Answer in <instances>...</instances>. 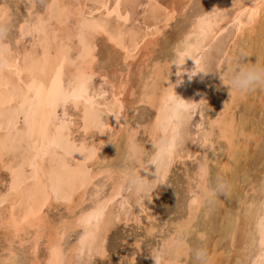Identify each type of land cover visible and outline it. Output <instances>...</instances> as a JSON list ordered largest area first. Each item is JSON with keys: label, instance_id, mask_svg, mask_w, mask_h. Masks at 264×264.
I'll return each instance as SVG.
<instances>
[{"label": "bare ground", "instance_id": "obj_1", "mask_svg": "<svg viewBox=\"0 0 264 264\" xmlns=\"http://www.w3.org/2000/svg\"><path fill=\"white\" fill-rule=\"evenodd\" d=\"M139 1L46 0L37 10L35 0H17L19 18L11 26L16 33L6 35L3 44L8 55L0 63V186L3 187L0 237L4 242L0 246V264H70L72 256L82 255L87 258L86 264H92V260L106 257L108 234L118 224H141L144 238H154L163 228L150 205L170 194L169 177L177 164L185 177L181 185L184 189L181 205L185 212H180L182 215L176 220L167 218L172 228L167 232L163 229L166 234L152 245L149 258L142 264H156L159 260L156 252L182 226L192 229L185 242L189 248L204 244L214 255L216 246L227 240L233 264H253L260 256V226L264 215L255 204L264 181V92L258 90L236 98L226 87L227 101L224 99L215 111L214 105L218 103L220 90L227 86L223 78L227 58L245 49L253 54L245 62L255 63L264 54V3L262 0H198L201 6H197V0H186L179 12L195 2L186 28L175 37L163 59L155 61L150 72L147 71L149 74L142 76V92L138 91L136 101L129 108L133 111L134 104H141L154 112L149 122L140 126L131 123L135 118L130 115L135 113L124 106L126 99L122 96L128 81L121 78L115 83L112 77L115 74H105L97 65L98 40L108 45V50L120 52L125 65L133 62L139 51L145 52L142 54L145 58L154 52L153 38L167 29L177 10L174 7L169 10L168 4L166 10L157 0H147L145 29L141 31L136 21L128 25L129 8L133 9ZM0 9L7 12L0 20V26L5 27L11 23L14 12L8 0H0ZM19 43L28 46L20 52ZM192 46L198 47L197 54L185 57L184 61L177 60L181 49ZM157 66H169L161 85L172 87L174 94L190 106V113L182 129L183 141L168 157L158 177L154 165L146 164L145 169H140V175L152 180V186L146 197H137L109 173L122 167L129 143H139L137 134L143 131L146 142L140 144L151 153L154 151L151 126L172 122L165 107L173 100L162 94L153 97L150 93ZM127 75L131 74L126 71L124 77ZM96 77L110 86L109 97L92 89ZM71 95L78 99L64 103V97ZM233 109L242 110L239 118L236 116L237 122ZM195 112L205 123L200 130L201 138L196 144L191 141L197 146L192 155L188 140H195L191 139L189 127ZM210 130L212 137L208 139L206 133ZM85 152V157L80 154ZM219 154L223 156L221 160ZM192 161L196 166L190 170L186 162ZM205 162L211 176L225 175L233 185L229 195L217 194L220 202L211 212L198 199L201 164ZM254 170L256 175L250 179ZM2 173L6 178L2 179ZM143 200L145 203L137 210L127 209L121 215L112 208L115 203L120 208L125 204L132 208L130 203L139 204ZM60 208L70 219L49 217L51 209L58 212ZM174 208L166 209L169 216L176 212ZM75 230V240L64 249L63 237H70ZM129 243L124 240L122 246ZM25 244L29 246L24 248ZM134 244L141 249L140 241ZM218 249L217 252L221 251ZM38 250L44 251L40 258ZM225 255L228 256L227 252ZM213 257L216 264L224 260V256L222 261ZM184 259L188 264L187 254Z\"/></svg>", "mask_w": 264, "mask_h": 264}, {"label": "rangeland", "instance_id": "obj_2", "mask_svg": "<svg viewBox=\"0 0 264 264\" xmlns=\"http://www.w3.org/2000/svg\"><path fill=\"white\" fill-rule=\"evenodd\" d=\"M44 1H46V0H35V6L37 7V8L36 7L35 8L37 10H39L41 8L42 4L44 3ZM185 1L186 0H180V1L179 0H174V1L173 0H157L158 5L164 7L166 10H168L167 9L168 7H166V5L168 4L167 6H169V10L174 7V10L175 11L177 10V11H176L175 14H173V18L170 21V24L167 27V29L165 28L166 29V30L164 29L165 31L162 30V34L160 36L156 35L153 38L154 40H156L154 42V45L151 46L152 49L154 50V52L152 54H150V55L147 54L148 56L146 55V58L142 57V54H144L145 52L143 50H142L143 52L139 51L140 53L137 55L138 57L136 56V59L133 60V62H129V64H127L128 63L127 62L126 63L127 66H126L125 63L122 62V60L120 58V56H121L120 52L117 53L118 51H116L115 49L108 50L109 49L108 45H106L103 41L101 42V40L97 41V57H98L97 65L99 64V68H102V70L104 71L105 74H109V75L115 74V75H112L115 83H118L121 80V78H122L123 82L125 81L127 83V81H128L129 85L125 84V86L126 85L127 86L125 87V89L123 91L122 98L124 97L123 100L126 99V101L124 100L125 108L127 110H130L131 113L132 112L135 113L133 115H130V117L135 118L134 120L133 119L130 120L131 123H136V124L139 123L140 126L142 125V123H143V125H145V124H147L149 122V120L154 115V112L149 107L141 105V104L137 105V106L134 104L135 108L132 106L133 109H134L133 111H132V109H129V108L131 107V105H133L134 101H136V99H137V97L139 95V92H142V90H141L142 89V82H143L142 80L147 74H149L148 72H150V70H151V65L155 61H157V60L160 61V60L163 59V56H165V54H167L171 50L169 48V46L171 47L173 45L174 40L176 39L175 37H177L179 35L180 31L183 28L184 29L186 28L188 20H189V18H191L189 16L192 14V12H193V10L195 8V5H194L195 2L192 3L190 7H187L185 11H182L183 13L179 12L180 9L183 8V6H185V5H183L185 3ZM169 2H170V4H169ZM8 3L11 5L12 11L14 12V15H13L14 20H13V17H12V19L10 20L11 23L8 24L7 26L5 25V28L7 29V35L15 36L16 30H14V28H12L11 26L14 25L15 20H17V18H19L17 16V14H16L19 11L18 9H16L18 7V2H17V0H15V2H14V0H12V2H11V0H8ZM196 3L199 4L197 6H201L200 5V1L197 0ZM146 4H147V0H140L139 3L137 4V6L135 5V6L132 7L133 9H131V7L130 8L128 7L129 8V17H130V18L129 17L128 18L130 20L132 18L131 21L128 20L129 21L128 25H132L136 21L135 25H137V27H139L138 29L141 30V31H144L145 25H144L143 22H144V11L146 10V8H145ZM180 13H181V15H180ZM18 14H19V12H18ZM186 20H187V22H185ZM255 26L256 25H254V27ZM256 28H255V30H256ZM249 34H251V33H249ZM251 35H253V34H251ZM21 44H23V45H21ZM21 44L19 43L17 45V48L19 49L20 52L23 51L24 47L28 46L27 43H21ZM98 47H99V49H98ZM106 54H108V55H106ZM119 60H121V61H119ZM118 62H120V63H118ZM111 64H112V66H111ZM123 70H125V71L122 72ZM140 70H143L144 72L143 71L140 72ZM126 71H127V73L129 72V74H131L129 76L127 75L128 76V77H126L127 79L124 77V74L126 75ZM213 71H215V66L212 67V72ZM106 72H108V73H106ZM139 72H140V75H139ZM136 75H138V76H136ZM142 76H143V78H142ZM132 82H134V83H132ZM135 82H137V83H135ZM91 86H92V89L94 91L102 92L103 96L109 97V95H110V91H109L110 90V86L107 85V84L106 85L103 84V82H102V80L100 78L99 79H98V77L94 78V80L92 81ZM224 87L222 88L223 93L221 92L222 90H220V92L218 94L220 97H218L219 99L217 98L218 99V103H216L214 105V111H215L216 107H218V104H221V103H224L225 101H227V98L225 99V95H227V89H226L227 86H224ZM105 92H107V93H105ZM125 93H126V95H125ZM221 97L222 98L224 97V98L222 100H220ZM224 99H225V101H224ZM219 100H220V102H219ZM239 107H241V106H239ZM238 109H233L234 119H235L236 122L238 121L237 117L239 118V115H240L239 113L242 112V110H240V112H238ZM58 115H60V113H58ZM136 116H137V118H136ZM200 118H201L200 114L198 112H195L194 114H192V118H191V121H190V126L189 127H190V130H191L190 132L192 134L191 135L192 136L191 139L192 138L195 139V140H188L190 142V143L188 142V145H189L188 147H189V149H191L192 155H195V153H196L197 146L195 144L197 143V140L199 138H201L202 133L200 132V130L204 127L203 123H205V121H203ZM199 127H201V128H199ZM141 130L142 129L140 128V131ZM140 133H141V135H140ZM140 133L137 134V140L139 141V143L146 142L145 134L144 135L142 134L143 131L140 132ZM197 135H199V137ZM191 141H194V143L195 142L196 143L193 144V143H191ZM220 154H221V151H220ZM220 154L218 155L219 160H221L223 158V156L222 155L220 156ZM192 163L191 162H186V165L190 168V170H193L195 168V166H196V162L194 163V161H192ZM192 167H194V168H192ZM181 168H182L181 165L177 164L174 167V169L172 170V173L170 174L169 180L171 182V186L168 188V190L170 191V194L168 196H166L165 199H162V200H158L157 199V200H155L153 202L154 204L150 205L151 210L153 209L152 211L155 212L160 217V219H159L160 222L158 221L159 224H162V225H160V228L161 229L163 228L164 231L166 230V232H167V229L170 231V229L172 228L170 223H167V222H170V219H171V221L176 220L178 217H180V215L184 214V212H185L183 205H181L182 202H183V198H184V193H183L184 189H183V187L181 188V185H182V183L185 180V177L182 175L183 173H182V169ZM251 173H250L251 174L250 179L255 174V170L251 171ZM5 176H6L5 173L1 174L2 179L6 178ZM173 176H174V178H172ZM223 176H225V175H223ZM1 188L3 189V187L0 186V190H1ZM141 202L139 204L136 203L134 205L130 203V205H132L131 206L132 208H128L130 206L126 205V204L123 205L124 207L122 206V208H120L121 207L120 204L115 203L116 205L114 204L112 206V208H113V210H114V212L116 214L120 213L119 215H121L122 212L126 211L127 209H134L135 210V208H136V210H137V207H139L140 205L145 203L144 200L141 201ZM133 206H135V207H133ZM168 207H172V208L175 207L174 209L176 210V212H173L169 216L168 215L169 212H166V209ZM62 210H63V212H62ZM178 210H180V211H178ZM52 211H55V213H53ZM64 212H65V210L63 208L58 209V212H56V209L55 210L51 209V211H50L51 214L50 213H48V214H49V217L52 220L53 219L54 220L55 219L59 220V218H64L63 216H66L65 219L69 216V215L68 216L66 215L67 212H66V214ZM143 216L144 215L141 216L142 217L141 220L143 219ZM167 218H170V219H167ZM67 219H70V216ZM167 220H169V221H167ZM168 224H169V226H168ZM163 229H162L161 232H159L160 234L156 233L154 238H144L143 226H141V224H134V223L131 224L130 223V225H128V226L123 225V224H118L113 229H111L112 231H110L109 234H108L107 243H106L107 244L106 245V249H107L106 257L103 258V259L97 258L95 260H92L93 261L92 264H140V263L142 264L143 260L145 261L146 259L149 258L148 254H149V250L151 249L152 245L155 244V243H158V240H160V237H162L163 235L166 234V232L164 233ZM76 234H77V230H75L73 233H70V237H67V236L63 237L62 246H63L64 249H67L71 245V243H73V241L76 238ZM1 239L2 238L0 237V246L2 244H4V242H2ZM65 240H67V241H65ZM124 240H126V241L128 240V242H130L129 245L127 244L126 247L122 246V242ZM136 241H140V248H141L140 250H138V248L136 247V244H134V242H136ZM28 246H29L28 244L27 245L25 244L24 248H26ZM40 247L43 249L42 245ZM218 247H219V249H218ZM223 248H225V249H223ZM240 248H241V246H240ZM217 249H218V251L219 250H221V251L217 252ZM230 250L231 249L227 246V240H225V241H223V243L221 242L218 246H216L215 251H214V255H212L210 253L211 250L210 251L208 250V251H209V253L212 256H215L216 258L221 259L220 261L223 260L221 257L224 256L223 257L224 260L222 261L223 264H233L234 260L231 257L232 256L231 255L232 254V250H231V252H229ZM38 251L39 252L37 254H38V257L40 258L42 255H44L43 254L44 251H42V250L41 251L38 250ZM226 252H227L228 256L225 255ZM245 252H248V249H246ZM40 253H42L41 256H40ZM219 253H222L223 255L220 254V256L218 257L217 255H219ZM225 256H226V258L231 257L230 259H228L229 261L226 260ZM30 257H31V255L28 254V259H30ZM72 257L73 258H72L70 264H79V262L81 260L83 261V264L87 263V261H86L87 258L85 257V255L72 256ZM132 258H134L133 261H131ZM218 259H216V260L219 262ZM226 261L228 263H225ZM222 262H219L218 264H222Z\"/></svg>", "mask_w": 264, "mask_h": 264}, {"label": "clouds", "instance_id": "obj_3", "mask_svg": "<svg viewBox=\"0 0 264 264\" xmlns=\"http://www.w3.org/2000/svg\"><path fill=\"white\" fill-rule=\"evenodd\" d=\"M6 35L7 29L0 26V63L5 62L8 55V50L3 44ZM198 51L197 46L181 49L177 60L182 59L184 61L185 57H191ZM251 55L253 54L250 50L239 49L237 53L227 58V69L223 78L232 95L236 98H244L258 90L264 92V54L257 57L255 63L245 62V58ZM168 72L169 66H157L155 76L150 84V93L153 97L160 94L165 98L170 95L175 97L172 99L173 102L165 107V112L172 117V122L151 126L153 152H146L143 144L131 141L125 153L122 167L109 173L113 178L118 179L127 191L134 193L137 197H146L152 186V180L149 181L142 177L140 169H145L146 164L154 165L155 177H158L159 173L166 167L168 157L181 145L183 141L182 129L189 119V107H182L178 103V101L183 100L174 94L172 87L165 88L161 85ZM206 136L211 139V130L206 133ZM80 154L85 157L87 152ZM201 169L198 199L201 206L211 212L220 202L217 194L229 195L233 185L223 175L211 176L207 162L201 164ZM255 208L261 215H264V181L261 182L260 199L255 204ZM191 231L190 227H179L172 239L166 241L156 252L159 257L156 264H185V254L189 258L188 264H216L215 258L204 244L192 248L187 246L185 242ZM79 264H83V261L81 260Z\"/></svg>", "mask_w": 264, "mask_h": 264}, {"label": "snow or ice", "instance_id": "obj_4", "mask_svg": "<svg viewBox=\"0 0 264 264\" xmlns=\"http://www.w3.org/2000/svg\"><path fill=\"white\" fill-rule=\"evenodd\" d=\"M6 15H7L6 10L0 9V20L4 19V17ZM197 63H198V61H197ZM169 98L170 99H175V97H172L171 95L169 96ZM77 99H78V97L75 96V95L65 96L64 99H63V102L64 103H67L68 100H72L73 102H75ZM178 103L182 107H190L189 105H186L183 101H178ZM260 234H261V241H260V244H261V254L257 258V260L255 262H253V264H264V220H262V223H261V226H260Z\"/></svg>", "mask_w": 264, "mask_h": 264}]
</instances>
